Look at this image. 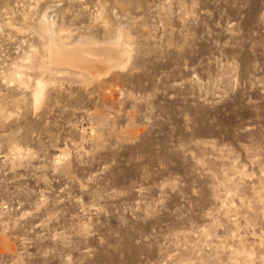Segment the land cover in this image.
Returning a JSON list of instances; mask_svg holds the SVG:
<instances>
[{
	"label": "rangeland",
	"instance_id": "rangeland-1",
	"mask_svg": "<svg viewBox=\"0 0 264 264\" xmlns=\"http://www.w3.org/2000/svg\"><path fill=\"white\" fill-rule=\"evenodd\" d=\"M0 264H264V0H0Z\"/></svg>",
	"mask_w": 264,
	"mask_h": 264
},
{
	"label": "bare ground",
	"instance_id": "bare-ground-1",
	"mask_svg": "<svg viewBox=\"0 0 264 264\" xmlns=\"http://www.w3.org/2000/svg\"><path fill=\"white\" fill-rule=\"evenodd\" d=\"M123 42V41H122ZM80 43V42H79ZM117 44H120L119 42ZM126 44V43H125ZM68 45V44H67ZM66 44H63L62 42L57 43V42H53V54H54V58L55 60L64 64H70V65H92V62H95L97 60V56L92 55V51L89 49V45H85V44H79L76 46L71 47L70 45L67 46ZM113 46V45H110ZM120 46V45H119ZM118 46V47H119ZM117 47V46H116ZM115 47V49H117ZM123 47V46H122ZM92 48V47H91ZM95 49V48H93ZM111 49V48H110ZM119 49V48H118ZM122 49V48H121ZM124 49V48H123ZM105 50V48H104ZM108 50V49H107ZM114 50V49H113ZM113 50H110L109 54H106L105 56H103L102 58V62L107 65L109 68L112 64L117 63L116 60L117 56L113 53ZM126 50V49H125ZM119 51V50H118ZM101 54V53H99ZM97 55V54H96ZM103 55V54H102ZM99 57V56H98ZM120 57V56H119ZM124 59V58H123ZM128 59V58H127ZM122 62L124 60H121ZM127 62V61H126ZM124 63V62H123ZM122 63V64H123ZM94 64V63H93ZM100 64V63H99ZM110 65V66H109ZM79 67V66H76ZM87 67V66H86ZM107 67V68H108ZM97 68V67H96ZM113 68V67H112ZM80 69V67H79ZM90 70V69H89ZM93 70V69H92ZM91 71V70H90ZM89 71V72H90ZM100 71V70H99ZM107 71V69L105 70Z\"/></svg>",
	"mask_w": 264,
	"mask_h": 264
}]
</instances>
